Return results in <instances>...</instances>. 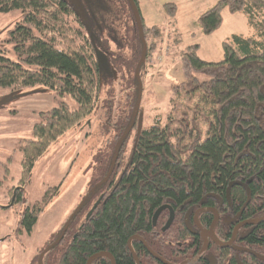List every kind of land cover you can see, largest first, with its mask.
<instances>
[{"label":"trees","instance_id":"1","mask_svg":"<svg viewBox=\"0 0 264 264\" xmlns=\"http://www.w3.org/2000/svg\"><path fill=\"white\" fill-rule=\"evenodd\" d=\"M134 1L138 8V0ZM162 7L173 27L175 3L166 2ZM225 7L230 12H244L255 34H233L223 41L222 58L217 61L200 58L197 43L180 49L184 80L171 87L170 108L163 121L142 124L138 132L135 122L129 129L132 143L127 149L123 148L125 138L119 140L124 129L114 134L118 143L97 160L87 197L72 215L64 235L60 237L61 227L48 241L52 246L37 254L36 264H85L100 251L113 256L116 264H133L130 250L142 264L144 245L130 237H142L157 251V227L151 222L156 208L170 205L175 214L168 230L183 235L188 232L184 215L191 223L194 211L201 206H214L224 216L219 201L211 195L224 199V189L234 181L246 183L250 191L243 216L264 215V0H217L197 18L203 33L220 27ZM14 9L21 13L10 30L19 59H10L0 48V86L43 84L77 102L75 109L60 102L39 112L32 137L21 145L17 199L39 157L65 132L80 129L91 118L101 69L107 75L115 72L122 90L132 91L125 96H131V107L136 110L139 96L134 68L142 42L128 0H0L1 12ZM141 20L146 56L140 65V79L166 36L163 27L147 25L142 16ZM130 117L126 116L127 122ZM114 156L117 160L110 176L99 184ZM58 189L59 185L48 188L40 200L25 205L19 227L29 233ZM99 192L103 194L99 203L85 219ZM230 194L239 204L246 189L235 183ZM164 216L162 213L159 220ZM210 219L207 208L199 210L200 225L207 227ZM219 224L221 220L214 229ZM251 229L254 239L261 233L264 240V220ZM90 264H110V260L101 256Z\"/></svg>","mask_w":264,"mask_h":264},{"label":"rangeland","instance_id":"2","mask_svg":"<svg viewBox=\"0 0 264 264\" xmlns=\"http://www.w3.org/2000/svg\"><path fill=\"white\" fill-rule=\"evenodd\" d=\"M216 1L138 0L144 22L163 27L166 36L160 48H169L162 59H157L158 54L152 65L147 66V71L141 74L136 108L143 125L163 121L170 108L171 87L184 80L179 59L180 49L197 43L200 58L217 61L222 58L223 41L229 40L233 34H255L244 12H230L226 7L222 10L220 27L210 34L203 33L197 18ZM166 2L175 3L177 7L173 27L169 25L168 14L162 7ZM88 7L86 3L85 8ZM20 14L19 9L0 11V48L12 60H18L19 57L10 30L15 28ZM173 32L176 41L172 40ZM24 65L36 68L34 64ZM104 70H100L98 100L91 118L86 119L89 122H84L80 129L73 128L65 132L50 145L47 152L35 162L29 182L14 202L15 187L19 186L20 190L21 145L25 139L32 137V125L40 120L39 112L60 102L75 109L77 102L69 94L59 95L43 84L0 86V264H27L30 260L35 262L37 252L42 248L47 249L53 234L67 223L87 197L89 183L96 174L97 160L117 145L118 140L114 134L118 130L124 129L119 138H125L123 148L130 147L131 122H127L126 116L133 115L134 111L131 96L125 94L131 95L132 91L128 88L122 90L116 73L112 71L111 75H107ZM200 77L205 78V75ZM58 185V193L44 206L31 232L26 234L18 225L19 214L24 206L40 200L48 188ZM6 233L9 236L3 239Z\"/></svg>","mask_w":264,"mask_h":264},{"label":"flooded vegetation","instance_id":"3","mask_svg":"<svg viewBox=\"0 0 264 264\" xmlns=\"http://www.w3.org/2000/svg\"><path fill=\"white\" fill-rule=\"evenodd\" d=\"M139 89H141V87L139 88L138 86V96H139ZM132 111H134V113L133 115H131L130 117L131 121L129 120L128 123L131 122L130 128H132L136 122L137 132H138L142 125L141 115L137 111V108L136 110H132ZM139 119H140V127L138 128ZM123 136L124 135H122V137ZM113 158H115L114 161V165H115L117 156H114ZM100 181L98 182L99 184H101ZM227 186L224 189V199L222 198V196H218L214 194L211 195L213 196V198L219 201L220 203L219 208L222 210L224 216H221L219 211L214 206H201L200 208L194 211L191 223L188 221L187 215L186 214L184 215V224L188 232H186L183 235L178 234V232L175 231V229L168 230V228L173 222L174 214H175V211L172 209L170 205L169 207L173 211V217L168 227L162 230V227L165 225L169 217V210L167 208L163 209L159 213L155 223L154 224L152 223L153 226L157 227V232H158V234L156 235V237H158L156 238L158 243L157 251L151 249L149 245L146 244V242L142 237L131 236L130 239L135 238L137 240H140L144 245L145 251L141 252V256H140L141 257L140 261L142 262V264H264V240H261L263 234L261 233L255 234L256 236L254 239L250 235L251 234L250 232L252 230L251 229L252 226L255 223H247V221H251L256 218H245L243 216V209L246 204L245 202H247L246 201L247 188L244 186L246 189V194H245L246 196L243 198V200H239V204H238V202L234 201L232 194H230V188L227 193ZM18 187L19 186L15 187L13 200L15 199L16 191L19 189ZM101 194L102 192H99L96 198L91 201V205ZM11 195H12V190H11ZM249 198H250V191H249L248 200ZM203 199L204 197L202 198V200ZM205 208H207L211 212V219L207 227L200 225V223L197 221V215L199 210H203ZM162 213H165V216L159 220V217ZM71 217L69 218L67 223L62 226L60 237L64 235L67 228V224L69 223ZM219 220L222 221V224H219L214 229L216 222ZM81 226L82 224H80L78 228L80 229ZM24 232L26 233L25 230ZM8 236H9L8 233H6L2 237L3 239L4 238L6 239ZM52 244L53 243H48L47 249L50 246H52ZM46 250L43 251L41 250V252L38 251L37 254L40 253L41 255ZM130 254L133 257V264H140L136 253L130 250ZM102 256L108 257L107 255H102ZM34 260L35 262H33V260H30L28 261L27 264H36L37 259ZM114 264H116L115 260H114Z\"/></svg>","mask_w":264,"mask_h":264},{"label":"water","instance_id":"4","mask_svg":"<svg viewBox=\"0 0 264 264\" xmlns=\"http://www.w3.org/2000/svg\"><path fill=\"white\" fill-rule=\"evenodd\" d=\"M128 2H129V5L131 7V10H132V13L134 15V18H135V22H136V27H137V30H138L139 38H140V40L142 42V49L140 51L139 59H138L136 65H135V68H134V77L136 78L138 86L140 88L141 87V80H140V76H139V69H140V65L142 64V62H143V60H144V58L146 56V45H145V41H144L143 26H142V20H141V16H140L139 10H138L134 0H128ZM98 57L101 60V57L100 56H98ZM139 94H140V89H139ZM88 122H89V120H86L85 124L88 123ZM139 127H140V119H139V122H138V128ZM114 161H115V158H113V160H112V163L110 165V168L108 170V173H107L106 177L100 181L101 183L104 182L108 178V176L110 175V173H111V171L113 169V166H114ZM235 183H240V184H242L243 186H245L247 188V198H246V201H247L248 197H249V188L247 187L246 183H241V182H237V181L230 182L228 184V186H227V193H228V190H229L230 186L232 184H235ZM101 197H102V194L99 195V197L91 205V207L89 208V210L85 214V217H84L85 219H87L90 216V214L93 212L94 208L99 203ZM165 208H167L169 210V217H168L165 225L162 227V230L167 228L169 223L172 220V217H173L172 209L169 207V205L163 204V205L159 206L158 208H156V210L153 212V215H152V223L154 224L156 219H157V217H158V215H159V213ZM261 220H264V215L261 216V217H258L256 219H253L251 221H247V223H258ZM102 255H107L110 258L111 264H114L113 257L111 255H109L108 253L104 252V251H100V252L94 253L91 256H89L85 264H90L93 259H95V258H97L99 256H102Z\"/></svg>","mask_w":264,"mask_h":264},{"label":"built area","instance_id":"5","mask_svg":"<svg viewBox=\"0 0 264 264\" xmlns=\"http://www.w3.org/2000/svg\"><path fill=\"white\" fill-rule=\"evenodd\" d=\"M168 51V46H164V48L161 49L160 55L157 57V59H162V57L167 53Z\"/></svg>","mask_w":264,"mask_h":264}]
</instances>
